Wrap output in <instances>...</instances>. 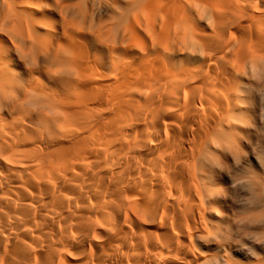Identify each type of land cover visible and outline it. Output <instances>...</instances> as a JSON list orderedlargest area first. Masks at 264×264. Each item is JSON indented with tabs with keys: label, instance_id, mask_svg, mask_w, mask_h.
<instances>
[{
	"label": "bare ground",
	"instance_id": "6f19581e",
	"mask_svg": "<svg viewBox=\"0 0 264 264\" xmlns=\"http://www.w3.org/2000/svg\"><path fill=\"white\" fill-rule=\"evenodd\" d=\"M253 93L264 0H0V264H219Z\"/></svg>",
	"mask_w": 264,
	"mask_h": 264
},
{
	"label": "rangeland",
	"instance_id": "374dc122",
	"mask_svg": "<svg viewBox=\"0 0 264 264\" xmlns=\"http://www.w3.org/2000/svg\"><path fill=\"white\" fill-rule=\"evenodd\" d=\"M46 1L49 0H38L41 4ZM246 110L250 120L245 121L243 131L246 129L248 135L240 141L244 152L238 157L229 153L226 159L218 158L217 164L222 167L214 166L213 179L219 190L213 197L211 217L207 218L212 231L208 242H195L196 250L211 255L219 264H253L264 258V243L257 241L253 234L260 232L258 225L249 221L255 213L251 211L256 210L255 198L264 199V163L252 150L253 145L264 139V116L253 121L255 111L264 114L260 94H252Z\"/></svg>",
	"mask_w": 264,
	"mask_h": 264
},
{
	"label": "snow or ice",
	"instance_id": "6c2138e0",
	"mask_svg": "<svg viewBox=\"0 0 264 264\" xmlns=\"http://www.w3.org/2000/svg\"><path fill=\"white\" fill-rule=\"evenodd\" d=\"M260 158L261 163H264V139H261L257 145H253L252 149ZM264 264V262H262Z\"/></svg>",
	"mask_w": 264,
	"mask_h": 264
}]
</instances>
